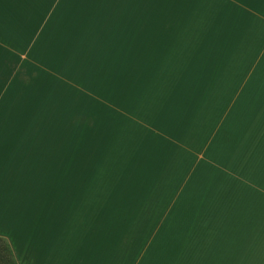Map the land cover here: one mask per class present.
<instances>
[{
	"label": "crops",
	"instance_id": "1",
	"mask_svg": "<svg viewBox=\"0 0 264 264\" xmlns=\"http://www.w3.org/2000/svg\"><path fill=\"white\" fill-rule=\"evenodd\" d=\"M263 199L264 0H0L17 264H264Z\"/></svg>",
	"mask_w": 264,
	"mask_h": 264
},
{
	"label": "rangeland",
	"instance_id": "2",
	"mask_svg": "<svg viewBox=\"0 0 264 264\" xmlns=\"http://www.w3.org/2000/svg\"><path fill=\"white\" fill-rule=\"evenodd\" d=\"M85 123L87 122H82L83 125H85ZM73 126L74 128H76L77 123L73 124ZM87 143L88 144L91 143V141L88 142V138H87ZM108 171L109 170L103 169V175H107ZM190 204H192L191 208H193L194 202L192 201ZM195 204H196V207L199 205L198 202H196ZM213 207L215 209L221 208L219 202H214ZM256 213L257 214L255 216L251 218H246V220L243 221L244 223H242V225L246 228V231L242 233V235L245 237L244 238L245 241H259V240L263 241L264 240V205H262L259 208L258 212ZM5 227L9 228V230L11 229V226H5ZM5 245H6L5 241L0 242V264H12L11 263L12 258L9 256L8 252L6 251Z\"/></svg>",
	"mask_w": 264,
	"mask_h": 264
},
{
	"label": "trees",
	"instance_id": "3",
	"mask_svg": "<svg viewBox=\"0 0 264 264\" xmlns=\"http://www.w3.org/2000/svg\"><path fill=\"white\" fill-rule=\"evenodd\" d=\"M1 241H5V242H6L5 249H6V251L8 252L9 256L12 258L11 263H12V264H17V261H16V259H15L14 254H13L12 247H11V245L9 244V242H8L5 238H3V237H0V242H1ZM4 251H5V250H4Z\"/></svg>",
	"mask_w": 264,
	"mask_h": 264
}]
</instances>
